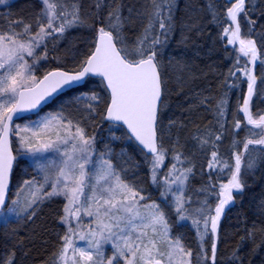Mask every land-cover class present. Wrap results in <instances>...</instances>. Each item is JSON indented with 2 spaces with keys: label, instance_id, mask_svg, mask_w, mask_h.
Segmentation results:
<instances>
[{
  "label": "snow or ice",
  "instance_id": "snow-or-ice-1",
  "mask_svg": "<svg viewBox=\"0 0 264 264\" xmlns=\"http://www.w3.org/2000/svg\"><path fill=\"white\" fill-rule=\"evenodd\" d=\"M6 3L0 0V4ZM151 4L148 24L134 42L126 39L118 6H113L107 17L100 15L101 0H96L97 11L91 23L93 14L82 12L80 0H40L34 23L18 19L0 26V213L23 215L30 220L36 216L38 203L61 198L64 203L59 223L64 230L58 234L51 264H216L222 214L234 201V190L240 192L245 187L242 167L247 172L264 163V111L252 110L257 92L254 68L258 60L264 64V54L251 38L256 21L249 13L256 5L252 0H224L222 16L210 6L213 22L221 26L220 39H226L225 47L239 45L240 56L235 57L228 75L239 80L237 73H242L247 93L238 97L230 129L225 126L229 115L225 97L210 109L215 126H206L192 136L196 141L194 150L210 152L206 164L209 183L193 193L189 181L195 176V164L182 151L179 138L171 139L170 132L166 143L161 119L167 80L162 75L158 46L165 44L172 31L176 3L151 0ZM241 20L248 24L244 35ZM79 27L92 29L88 50L73 67L57 68L38 77L35 67L48 59V44L55 45ZM241 56L248 59L242 62ZM93 77L99 78L100 90L81 92L76 99L90 101L86 107L93 119L110 122L112 128L126 127V138H134L135 151L142 157L152 185L159 189L161 201L175 213V221L160 203L121 175L126 170L113 163L110 148L98 150L96 137L88 133L81 120L59 111L34 121L30 127H12L17 114L37 109L54 94L84 86ZM261 81L264 83V76ZM225 83L228 87L239 86L227 80ZM202 103L207 107L208 98ZM174 123L169 121V127ZM228 132L235 150L231 159H224L219 142ZM13 135H19L15 148L10 140ZM14 152L34 158L55 153L57 158L44 163L37 159L38 176L24 180L12 196L18 159ZM166 159H170L169 165H165ZM139 166L140 162L133 165ZM213 172L217 173L218 188L212 183ZM220 174L229 177L227 182H219ZM25 188L29 189L27 196ZM196 193L215 196V205L207 198L194 199ZM188 221L195 226L199 241L195 257L183 243V236L172 232L174 226ZM106 246L111 248L110 255ZM0 264H14V253L0 259Z\"/></svg>",
  "mask_w": 264,
  "mask_h": 264
},
{
  "label": "trees",
  "instance_id": "trees-1",
  "mask_svg": "<svg viewBox=\"0 0 264 264\" xmlns=\"http://www.w3.org/2000/svg\"><path fill=\"white\" fill-rule=\"evenodd\" d=\"M11 1V0H9ZM32 2L31 4H29ZM18 10H24L27 6H35L36 0H12ZM83 13H92L91 23L95 20L96 0H80ZM176 7L172 14V31L167 37L165 44L158 46V59L162 64V75L167 80V91L164 97L165 109L162 118L167 117L170 111L175 121L172 128V136H178L182 151L195 164V176L189 181L193 193L202 185H207L209 172L206 170L208 154H201L199 148L193 149L196 141L192 139L199 130L215 126V117L210 115L206 108L215 104L221 99L238 102V97L247 93V84L242 73L236 77H229V69L232 67L235 57L240 56L239 45H228L225 47L226 39L221 40V26L213 22L211 7L219 10L221 16L224 14V0H175ZM256 5L254 11L249 13L251 19L256 21L253 26L251 38L256 40L258 49L264 54L261 48L264 42V0H252ZM113 6H118L124 19L123 32L129 42H134L140 36L148 24V12L152 8L151 0H101L99 13L107 17ZM248 5L246 4V7ZM147 10V11H146ZM248 24L241 20L242 35L247 33ZM159 31L158 25L155 29ZM93 39L92 29L87 27L73 28L65 34L55 45L48 44L50 51L48 59L43 63L42 70L35 67L36 75L42 77L44 73L56 68H71L82 53L88 50ZM235 48V50H234ZM74 55L72 59L71 57ZM241 61L247 57L241 56ZM251 67V65H249ZM182 69L180 76L181 84L176 81L175 70ZM257 77L256 84L264 76V64L258 60L254 68ZM179 76V74H178ZM228 84L236 83L238 87H228ZM98 79H89L88 82L77 89H73L60 97L67 96L78 90H83L88 85H95L100 90ZM203 98L215 94V98L208 102L207 107L200 105L195 96ZM59 97V98H60ZM55 102V101H54ZM253 104V103H252ZM48 105L46 108H48ZM102 108V105H101ZM213 108V107H212ZM258 107H253L257 112ZM100 110V109H99ZM98 110V111H99ZM169 114V115H170ZM209 114V115H208ZM227 119L225 120L226 126ZM98 130L110 126L107 121H101L98 117ZM231 128V125H227ZM115 136L118 146L124 145L129 157L133 162H140L144 176L148 173L147 167L142 163V157L135 151V144L126 138V132L120 127L115 128ZM243 133L240 134V139ZM241 147V146H238ZM232 134L226 133L225 138L219 142V153L224 159H231ZM191 153V155H189ZM170 164V159L165 160V165ZM205 169L201 171V169ZM162 170H167L162 168ZM264 163L258 167L245 172L242 167L241 178L245 184L242 191L234 194V204L226 213V217L218 227L217 237V260L216 264H264ZM227 170H225V173ZM212 183L217 184V173H211ZM15 174H13V177ZM147 178V175L145 176ZM226 174L219 175V182H227ZM13 180V179H12ZM13 182V181H12ZM207 198L213 206L216 197L207 193H196L194 199L202 201ZM61 199L51 198L39 203L37 213L33 219H25L21 227L13 232L10 237L0 233V259H6L14 253V264H51L52 253L59 243L58 234L63 233V227L59 223L61 213ZM196 205L194 204L193 207ZM183 236L184 244L193 250V257L199 250L196 229L191 221L176 227ZM253 233V235H249ZM243 238V239H242ZM207 246V245H206Z\"/></svg>",
  "mask_w": 264,
  "mask_h": 264
},
{
  "label": "rangeland",
  "instance_id": "rangeland-1",
  "mask_svg": "<svg viewBox=\"0 0 264 264\" xmlns=\"http://www.w3.org/2000/svg\"><path fill=\"white\" fill-rule=\"evenodd\" d=\"M37 4L34 6H27L24 8V10H18L16 8L15 3H12V0L9 1L7 0L6 4H0V26L6 27L11 20H18V19H23L24 21L27 22H35L36 15L41 7L40 5V0H36ZM30 2L29 4H31ZM33 4V3H32ZM50 51V48L48 47V53ZM74 55L71 57L72 59ZM44 61H41L38 65H36V68L39 70H42L43 63ZM182 69H177L175 70L176 72V81L177 83L181 84L182 77L180 76V72ZM36 74V71H35ZM179 74V76H178ZM256 89L257 92L252 98V109L253 107H258L256 108L257 111H264V83L260 80L256 84ZM93 90H99L95 88V85L90 84L88 87H86L83 90H78L76 92H73L67 96L60 97L58 98L55 102H53L48 108L43 109L41 112H39L36 115L26 117L24 119H21L14 123L12 126L13 128H16L19 126L20 128H23L25 126H31L32 123L36 120H39L43 118L44 116L48 114H54L59 111H63L64 115L74 118V119H79L81 122L86 126L87 131L90 135H93L96 137V142H97V148L98 150H103L105 146L110 148L111 152L110 155L112 157L113 163L118 166V168H124L126 171L122 172L121 175L126 178L129 182L134 183L141 187L144 191V193L151 198V200H155L156 202L161 204V207L166 211L169 212L171 220L175 221V213L170 212L169 207L161 201V197L159 194V189H157L155 186L152 185L149 174L147 173V178L144 176V172L141 169V167H133L135 162L132 161V159L129 157L128 152L126 151V148L124 145L118 146L117 143V138L114 139L116 129L112 128L111 126H105L101 129L98 130L99 125H97V119L98 117H93L89 114V111L86 107L87 103H90V101L87 100H77L76 97L81 93H90ZM199 95V92H195V96L197 97ZM196 99V101L200 103V105H205L202 103V101L205 98H208V102H211L215 98V94L213 95H207L204 96L203 98ZM216 99V98H215ZM236 100H231L229 104H227V109L229 112V115L227 116V125H231L232 122V113L235 112L236 106H237ZM212 107L209 105L207 111L210 113V115H214L213 112L210 110ZM99 109H97L98 111ZM170 111H168L167 117L162 118L163 122V127L165 131V141L166 143L169 140V132L171 133V139L175 140L176 138H179L178 136H172V128L175 126V123L169 127V121H173V118L171 117ZM209 115V114H208ZM19 135H25V133L20 132ZM19 135H13L12 137V144L15 148V146L18 143ZM27 135H30L28 133ZM180 140V139H179ZM17 156L18 159L15 162V168H14V174L15 176L13 177V182H12V187H11V195L15 196L17 193V188L18 186L22 185L24 180H31L34 176H38L36 172V163L35 161L37 159L40 160L41 163L46 162V160H52L56 159V154L55 153H46L44 154L43 157L37 156V157H32L28 154H23V153H16L14 152ZM234 163V161H233ZM161 171H164L161 169ZM166 171V170H165ZM264 174V171H263ZM229 178V177H228ZM227 179V178H226ZM228 180V179H227ZM29 189L25 188L24 196H27ZM234 193L236 194L237 192L234 190ZM24 197H21V202L23 203ZM61 199V198H60ZM61 204L63 206L64 201L61 199ZM39 204V203H38ZM234 204V202L232 203ZM231 204V205H232ZM62 209V207H61ZM62 213V210H61ZM63 214V213H62ZM226 217V215H225ZM224 217V218H225ZM7 221V226L5 227V222ZM25 221V218L23 215H20L19 217L15 215H7L5 216L4 213H0V233L10 237L13 232H16L23 222ZM193 228H195L194 225H192ZM173 234H180V231L178 228L175 226L172 229ZM181 235V234H180ZM198 245L199 241L197 240ZM184 243V242H183ZM81 246H85L83 242H81ZM106 252L110 255L111 254V248L110 246L105 247Z\"/></svg>",
  "mask_w": 264,
  "mask_h": 264
},
{
  "label": "water",
  "instance_id": "water-1",
  "mask_svg": "<svg viewBox=\"0 0 264 264\" xmlns=\"http://www.w3.org/2000/svg\"><path fill=\"white\" fill-rule=\"evenodd\" d=\"M57 69V68H56ZM52 70H55V69H52ZM42 78V77H41ZM91 79H99V78H96V77H93ZM79 87H82V86H74L72 89H68V88H65L62 92H59L57 94H54L53 97L51 98H48L45 102H42L41 105L37 108V109H34V110H31V111H27V112H23V113H19L17 114V116H14L13 118V122H12V126L14 125V123H16L17 121L25 118V117H28V116H32V115H36L37 113H39L41 110H43L45 107H47L48 105H50L53 101H55L58 97H60L61 95H63L64 93L68 92V91H71L73 89H77ZM110 123V122H109ZM124 129V131L127 133V129L126 127H122ZM10 140H11V137H10ZM133 141H134V138H133ZM15 165V164H14ZM227 208V206H226ZM225 208V210H226ZM223 215V214H222Z\"/></svg>",
  "mask_w": 264,
  "mask_h": 264
},
{
  "label": "flooded vegetation",
  "instance_id": "flooded-vegetation-1",
  "mask_svg": "<svg viewBox=\"0 0 264 264\" xmlns=\"http://www.w3.org/2000/svg\"><path fill=\"white\" fill-rule=\"evenodd\" d=\"M225 135H226V134H225ZM234 194H235V193H234ZM232 203H233V202H232ZM232 205H233V204H232ZM232 205H231V204L227 205V210H225V212H224V214H223V217H225L227 211L230 209V207H232ZM220 222H222V221H220Z\"/></svg>",
  "mask_w": 264,
  "mask_h": 264
},
{
  "label": "bare ground",
  "instance_id": "bare-ground-1",
  "mask_svg": "<svg viewBox=\"0 0 264 264\" xmlns=\"http://www.w3.org/2000/svg\"><path fill=\"white\" fill-rule=\"evenodd\" d=\"M223 220H224V217L222 216L220 221H223Z\"/></svg>",
  "mask_w": 264,
  "mask_h": 264
}]
</instances>
